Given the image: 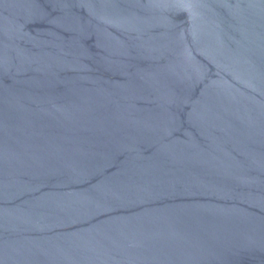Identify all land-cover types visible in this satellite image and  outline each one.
<instances>
[{"label": "water", "instance_id": "95a60500", "mask_svg": "<svg viewBox=\"0 0 264 264\" xmlns=\"http://www.w3.org/2000/svg\"><path fill=\"white\" fill-rule=\"evenodd\" d=\"M0 264H264V0H0Z\"/></svg>", "mask_w": 264, "mask_h": 264}]
</instances>
